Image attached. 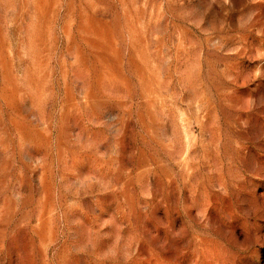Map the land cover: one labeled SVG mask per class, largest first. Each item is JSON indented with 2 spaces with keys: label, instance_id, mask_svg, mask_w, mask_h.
Wrapping results in <instances>:
<instances>
[{
  "label": "rangeland",
  "instance_id": "1",
  "mask_svg": "<svg viewBox=\"0 0 264 264\" xmlns=\"http://www.w3.org/2000/svg\"><path fill=\"white\" fill-rule=\"evenodd\" d=\"M0 264H264V0H0Z\"/></svg>",
  "mask_w": 264,
  "mask_h": 264
}]
</instances>
